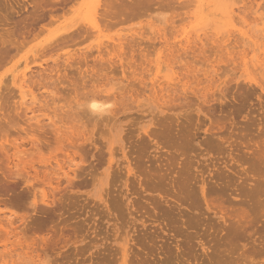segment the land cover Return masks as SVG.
Here are the masks:
<instances>
[{
  "label": "rangeland",
  "instance_id": "obj_1",
  "mask_svg": "<svg viewBox=\"0 0 264 264\" xmlns=\"http://www.w3.org/2000/svg\"><path fill=\"white\" fill-rule=\"evenodd\" d=\"M121 263L264 264V0H0V264Z\"/></svg>",
  "mask_w": 264,
  "mask_h": 264
},
{
  "label": "bare ground",
  "instance_id": "obj_2",
  "mask_svg": "<svg viewBox=\"0 0 264 264\" xmlns=\"http://www.w3.org/2000/svg\"><path fill=\"white\" fill-rule=\"evenodd\" d=\"M102 1H103V0H102ZM104 1H105V0H104ZM106 2H107V1H106ZM102 6H103V5H102ZM107 7H108V6H107ZM97 8H98V7H97ZM100 8H102V7H100ZM98 9H99V8H98ZM100 10H101V9H100ZM88 11H89V10H88ZM100 12H101V11H100ZM96 15H97V14H96ZM107 16H109V15H107ZM200 16H202V15L200 14ZM97 17H99V16H97ZM235 17H236V16H235ZM103 20H104V19H103ZM98 21L101 22V21L99 20V18H98ZM260 22H261V21H260ZM90 23L93 25V27H91V30H92V28H96L97 30H99V26H98L99 24H98V22H97L95 19H91V20H90ZM223 23H224V22H223ZM258 23H259V22H258ZM85 24H86V22H85ZM171 25H172V24H171ZM173 27H174V26H173ZM87 28H88V27H87ZM171 28H172V27H171ZM227 28H231V27H227ZM236 29H237V28H236ZM76 30H77V29H76ZM87 30H88V29H87ZM89 30H90V29H89ZM237 30H238V29H237ZM241 30H242V29H241ZM85 31H86V30H85ZM85 31H84V32H85ZM95 31H96V30H95ZM73 32H74V31H73ZM80 32H81V31H80ZM86 32H88V31H86ZM93 32H94V31H93ZM98 32H99V31H98ZM154 32H155V30H154ZM165 32H166V31H165ZM227 32H228V31H227ZM233 32H234V31H233ZM71 33H72V32H71ZM75 33H76V32H75ZM75 33H72V34L74 35ZM77 33H78V32H77ZM91 33H92V32H91ZM94 33H95V32H94ZM166 33H168V32H166ZM69 34H70V33H69ZM87 34H88V33H87ZM233 34H234V33H233ZM236 34H237V33H236ZM250 34H251V33H250ZM90 35H91V34H90ZM161 35H162V34H161ZM223 35H224V34H223ZM231 35H232V34H231ZM260 35H261V34H260ZM64 36H65V35H64ZM70 36H71V35H70ZM123 36H124V35H123ZM130 36H131V35H130ZM221 36H222V35H221ZM126 37H127V35H126ZM256 37H257V36H256ZM68 38H69V37H68ZM72 38H75V37H72ZM129 38H130V37H129ZM169 38H170V37H169ZM239 38H241V37H239ZM243 38H244V37H243ZM261 38H263V37H261ZM69 39H70V38H69ZM124 39H126V38H124ZM124 39H123V40H124ZM134 39H135V38H134ZM140 39H141V38H140ZM135 40H136V39H135ZM169 40H170V39H169ZM236 40H237V39H236ZM236 40H235V41H236ZM242 40H245V39H242ZM246 40H248V39H246ZM129 41H130V40H129ZM129 41H127V42H125V43H128ZM166 41H167V40H166ZM262 41H263V40H262ZM122 42H123V41H122ZM135 42H136V41H135ZM140 42H141V41H140ZM164 42H165V41H163L162 43H164ZM169 42H170V41H169ZM123 43H124V42H123ZM123 43H122V44H123ZM125 43H124L123 45H125ZM132 43H133V42H131V44H132ZM137 43H138V42H137ZM151 43H152V42H151ZM153 43H154V41H153ZM207 43H208V42H207ZM251 43H252V42H251ZM102 44H104V42H103ZM111 44H112V43H111ZM116 44H117V43H116ZM116 44H115V45H116ZM118 44H119V43H118ZM122 44H121V45L119 44V45L122 46ZM172 44H173V43H172ZM176 44H177V43H176ZM100 45H101V44H100ZM105 45H106V44H105ZM109 45H110V44H109ZM119 45H117V46L119 47ZM126 45H127V44H126ZM138 45H139V44H138ZM156 45H157V44H156ZM161 45H162V44H161ZM132 46H133V44H132ZM150 46H151V44H150ZM165 46H166V45H165ZM243 46H244V45H243ZM262 46H263V45H262ZM100 47H102V45H101ZM125 47L127 48V46H125ZM128 47H129V46H128ZM134 47H136L135 44H134ZM151 47H153V46H151ZM154 47H156V46H154ZM175 47H176V46H175ZM226 47H227V46H226ZM259 47H261V45H260ZM104 48H105V47H104ZM109 48L112 49V48H114V47H112V48L109 47ZM115 48H117V47L115 46ZM129 48H130V47H129ZM143 48H144V47H143ZM143 48H142V49H143ZM176 48H177V47H176ZM233 48H234V47H233ZM261 48H262V47H261ZM102 49H103V47L101 48V51L98 49V51H99L98 54H99V55H100V53L102 52ZM174 49H175V48H174ZM96 50H97V49H96ZM112 50H113V49H112ZM115 50H117V49H115ZM125 50H126V49H125ZM143 50H145V49H143ZM186 50H187V49H186ZM253 50H254V49H253ZM253 50H252V51H253ZM50 51H51V50H50ZM105 51H106V50H105ZM134 51H135V50H134ZM138 51H139V50H138ZM176 51H178V50H176ZM188 51H189V50H188ZM252 51H251V52H252ZM257 51H258V50H257ZM37 52H38V51H37ZM92 52H94V51H92ZM96 52H97V51H96ZM136 52H137V51H136ZM139 52H140V51H139ZM139 52H138V53H139ZM220 52H221V51H220ZM104 53H107V51H106V52L103 51V54H104ZM108 53H109V52H108ZM110 53H111V52H110ZM110 53H109V54H110ZM125 53H126V52H125ZM40 54H41V53H40ZM167 54H168V53H167ZM185 54H186V53H185ZM255 54H256V53H255ZM104 55H105V54H104ZM119 55H120V54H119ZM122 55H123V52H122ZM129 55H130V54H129ZM129 55H127V56L129 57ZM131 55H132V54H131ZM131 55H130L129 58H131ZM172 55H173V54H172ZM256 55H257V54H256ZM42 56H44V55H42ZM42 56H41V57H42ZM86 56L88 57V54H87ZM89 56H90V55H89ZM91 56H92V55H91ZM97 56H98V55H97ZM106 56H107V55H106ZM106 56H105V57H106ZM169 56H170V55H169ZM176 56H177V55H176ZM178 56H179V55H178ZM44 57H45V56H44ZM51 57H52V56H51ZM70 57H71V56H70ZM82 57H83V56H82ZM114 57H115V56H114ZM116 57H119V56H116ZM143 57H144V56H143ZM141 58H142V57H141ZM175 58H176V57H175ZM175 58H173V59H175ZM38 59H39V58H38ZM41 59H42V58H41ZM81 59H82V58H81ZM83 59H84V58H83ZM102 59H103V58H102ZM109 59H110V58H109ZM122 59H123V58H122ZM143 59H144V58H143ZM143 59H142V60H143ZM180 59H181V58H180ZM32 60H33V59H32ZM32 60H31V61H32ZM35 60H36V59H35ZM86 60H87V58H86ZM99 60H100V59H99ZM171 60H172V59H171ZM33 61H34V60H33ZM83 61H84V60H83ZM97 61H98V60H97ZM178 61H179V58H178ZM34 62H35V61H34ZM36 62H37V61H36ZM36 62H35V63H36ZM98 62H99V61H98ZM134 62H135V60H134ZM171 62H172V61H171ZM171 62H170V64H171ZM79 63H80V62H79ZM82 63H83V62H82ZM88 63H89V62H88ZM88 63H87V66H88ZM90 63H91V62H90ZM101 63H102V62H101ZM104 63H105V62H104ZM110 63H111V62H110ZM138 63H140V61H139ZM138 63H137L136 65H138ZM185 63H186V62H185ZM96 64H97V63H96ZM115 64H116V63H115ZM122 64L124 65V62H123ZM140 64H141V63H140ZM168 64H169V63H168ZM49 65H50V64H49ZM57 65H59V64H57ZM130 65L133 66V64H130ZM146 65H147V63H146ZM256 65H257V64H256ZM262 65H263V64H262ZM42 66H43V65H42ZM92 66H93V64H92ZM96 66H97V65H96ZM101 66L104 67L105 65L102 64ZM107 66H109L108 63H107ZM124 66H125V65H124ZM124 66H123V67H124ZM55 67H56V66H55ZM98 67H99V65H98ZM119 67H120V66H119ZM134 67H135V66H134ZM147 67H148V66H147ZM147 67H146V68H147ZM260 67H261V66H260ZM262 67H263V66H262ZM52 68H53V67H52ZM91 68H92V67H91ZM93 68H95V66H94ZM131 68H132V67H131ZM139 68H140V67H139ZM143 68H145V67H143ZM45 69H46V68H45ZM48 69L50 70V68H48ZM56 69H57V67H56ZM140 69H142V68H140ZM147 69H148V68H147ZM260 69H261V68H260ZM38 70H39V69H38ZM97 70H98V69H97ZM123 70H124V69H123ZM132 70H133V69H132ZM137 70H139V69H137ZM144 70H146V69H144ZM149 70H150V69H149ZM14 71H15V70H14ZM24 71H25V72H23L24 74L21 73V74H23V76H24V79H23V80L29 81V80H30L29 77H32V76H31V74H32V69L30 68V63H29V62L27 63V65H26V70H24ZM43 71H44V70H43ZM94 71H95V70H94ZM125 71H126V69H125ZM140 71H141V70H140ZM140 71H138L139 73H137V74H139V76L141 77V73H142L143 71H142L141 73H140ZM261 71H262V70H261ZM98 72H99V71H98ZM130 72H131V71H130ZM132 73H133V72H132ZM130 74H131V73H130ZM135 74H136V73H135ZM147 74H148V73H147ZM149 74H150V73H149ZM19 75H20V74H19ZM41 75H42V73H41ZM100 75H101V74H100ZM100 75H99V76H100ZM150 75H151V74H150ZM34 76H35V75H34ZM37 76L41 77V76L38 75V74H37ZM144 76H145V75H144ZM20 77H21V76H20ZM20 77H19V78H20ZM47 77H48V76H47ZM97 77H98V76H97ZM135 77L139 79V77H137V76H135ZM146 77H147V76H146ZM185 77H186V76H185ZM17 78H18V77H17ZM19 78H18V79H19ZM22 78H23V77H22ZM22 78H21V79H22ZM34 78H35V77H34ZM36 78H37V77H36ZM45 78H46V77H45ZM19 80H20V79H19ZM142 80H143V79H142ZM170 80H171V79H170ZM180 80H181V79H180ZM180 80H179V81H180ZM182 80H183V78H182ZM182 80H181V81H182ZM26 81H25V82H26ZM149 81H150V80H149ZM181 81H180V82H181ZM16 82H17V81H16ZM156 82H157V81H156ZM28 83H29V82H28ZM40 83H41V82H40ZM47 83H49V82H47ZM47 83H46V84H47ZM131 83H132V81H131ZM17 84H19V83H17ZM149 84H151V83H149ZM23 85H24V84H23ZM26 85H27V84H26ZM43 85H44V83H43ZM50 85H51V84H50ZM152 85H153V84H152ZM166 85H167V84H166ZM181 85H182V82H181ZM183 85H184V84H183ZM190 85H192V83H190ZM179 86H180V85H179ZM185 86H187V85L185 84ZM25 87H26V86H25ZM27 87H28V86H27ZM27 87H26V88H27ZM45 87H46V86H45ZM50 87H51V86H50ZM172 87H173V89L175 88L174 86H172ZM172 87H170V88L172 89ZM22 88H23V87H22ZM168 88H169V87H168ZM168 88L166 87V89H168ZM189 88H190V87H189ZM154 89H155V88H154ZM173 89H172V90H173ZM175 89H176V88H175ZM177 89H178V88H177ZM180 89H181V87H180ZM180 89H179V90H180ZM187 89H188V88H187ZM187 89H186V90H187ZM25 90H26V89H25ZM25 90H22L23 97H27V94H29V95H31V96L33 95V96H32L33 99H35V98L38 99L37 97H35V95H34V91H33L32 89L29 90L30 93H29L28 91H25ZM27 90H28V89H27ZM157 90H158V89H157ZM163 90H164V88H162V92H163ZM95 91H97V90H95ZM101 91H103V90H101ZM101 91H100V92H101ZM92 92H93V91H92ZM92 92L90 91L89 93H91L92 95H94V94H93L94 92H93V93H92ZM162 92H161V93H162ZM98 93H99V92H98ZM166 93H168V92H164V93H162V97H161V99L164 98L165 100H168V98L170 97V93H169V94H166ZM87 94H88V93H87ZM91 94H90V95H91ZM100 94H101V93H100ZM29 95H28V96H29ZM150 95H152V94H150ZM160 95H161V94H160ZM36 96H37V95H36ZM86 96H88V95H86ZM86 96H85V99L88 98V97L86 98ZM97 96H98V94H97ZM97 96H96V93H95V96H90L91 98H88L89 101H91L92 98L94 97L93 100H92L91 103H90V104H91V108H92L94 111H97V112H103V111L107 110L105 103L108 101V99H109L110 96L108 97V99L106 98L107 100H105V101L103 100L104 102H101V101L98 100L99 98H101V100H102L103 97H99V98L97 99ZM153 96H154V95H153ZM95 97H96V98H95ZM28 98H29V97H28ZM32 98H31V99H32ZM153 98H154V97H153ZM88 99H87V100H88ZM155 99H156V98H155ZM32 101H33V100H32ZM34 101L36 102L37 100H34ZM34 101H33V103H34ZM85 101H86V100H85ZM85 101L82 102V104H83V103L85 104ZM157 101H158V100H157ZM87 102H88V101H87ZM163 102H164V101H163ZM163 102H161V103H163ZM165 102H166V101H165ZM34 104H35V103H34ZM85 105H86V104H85ZM93 105H95V107H93ZM161 105H162V104H161ZM162 106H163V105H162ZM91 108H90V109H91ZM110 109H111V108H110ZM93 110H92V111H93ZM90 111H91V110H90ZM111 111H112V110H111ZM79 132H80V131H79ZM65 134H66V133H65ZM79 134H80V133H79ZM74 159H75V158H74ZM69 160L71 161V164H72V161H74V160H71V159H69ZM70 161H69V162H70ZM56 162H57V161H56ZM58 164H59V163H58ZM58 164H57V165H58ZM69 164H70V163H69ZM55 167H56V166H54V167H52V168L47 167V169L50 168V169L53 170V168H55ZM58 168H59V167H58ZM63 168H64V167H63ZM58 170H59V169H58ZM60 170H62V169H60ZM64 170H65V169H64ZM47 171H48V170H47ZM53 171H56V170L54 169ZM48 172H49V171H48ZM64 172H65V175H68V174H69V173H66V171H64ZM64 172H63V173H64ZM68 172H69V171H68ZM52 174H55V173L52 172ZM5 232H7V231H5ZM6 238H7V237H6ZM9 240H10V239H9ZM6 246H7V245H6ZM6 246H5V247H6ZM124 246H125V245H124ZM7 247H8V246H7ZM11 251H12V250H11ZM125 252H127V251H126L125 248H123V249H122L123 257H125ZM14 253H15V252H14ZM14 253L12 254V253L10 252V254H12L13 256H15L17 253H15V255H14ZM33 253H34V251H33ZM19 254H20V253H19ZM29 255H30V254H29ZM33 255H34V254H31V256H29V258H35ZM13 256H12V257H13ZM16 256H19V255H16ZM20 256L22 257V255H20ZM20 256H19V257H20ZM5 257H6V256H5ZM12 257H11V258H12ZM19 257H17V258H19ZM25 257H26V256H25ZM121 257H122V256H121ZM1 258H2V257H1ZM3 258H4V257H3ZM27 258H28V256H27ZM29 258H28V260H29ZM20 259H21V258H20ZM23 259H25V258H23ZM23 259H22V260H23ZM28 260L26 259V261H28ZM39 260H40V259H39ZM3 261H4V260H3ZM34 261H36V260H34ZM37 262H38V261H37ZM28 263H29V261H28ZM31 263H32V261H31ZM39 263H40V261H39ZM42 263H47V262L44 261V262H42ZM123 263H124V262H123ZM123 263H121V264H123Z\"/></svg>",
  "mask_w": 264,
  "mask_h": 264
},
{
  "label": "snow or ice",
  "instance_id": "obj_3",
  "mask_svg": "<svg viewBox=\"0 0 264 264\" xmlns=\"http://www.w3.org/2000/svg\"><path fill=\"white\" fill-rule=\"evenodd\" d=\"M93 107H95V105H93Z\"/></svg>",
  "mask_w": 264,
  "mask_h": 264
}]
</instances>
